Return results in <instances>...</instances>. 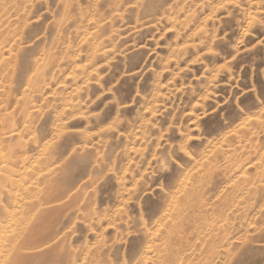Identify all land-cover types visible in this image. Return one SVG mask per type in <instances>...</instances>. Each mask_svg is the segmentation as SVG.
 <instances>
[{
  "label": "rangeland",
  "instance_id": "rangeland-1",
  "mask_svg": "<svg viewBox=\"0 0 264 264\" xmlns=\"http://www.w3.org/2000/svg\"><path fill=\"white\" fill-rule=\"evenodd\" d=\"M0 264H264V0H0Z\"/></svg>",
  "mask_w": 264,
  "mask_h": 264
},
{
  "label": "bare ground",
  "instance_id": "bare-ground-1",
  "mask_svg": "<svg viewBox=\"0 0 264 264\" xmlns=\"http://www.w3.org/2000/svg\"><path fill=\"white\" fill-rule=\"evenodd\" d=\"M3 254V253H2ZM4 257V256H3Z\"/></svg>",
  "mask_w": 264,
  "mask_h": 264
}]
</instances>
